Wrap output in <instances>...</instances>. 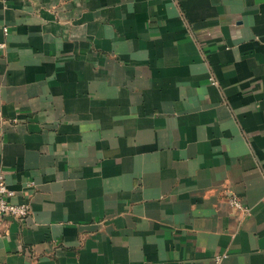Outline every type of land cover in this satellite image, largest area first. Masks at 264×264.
I'll use <instances>...</instances> for the list:
<instances>
[{
    "label": "crops",
    "instance_id": "crops-1",
    "mask_svg": "<svg viewBox=\"0 0 264 264\" xmlns=\"http://www.w3.org/2000/svg\"><path fill=\"white\" fill-rule=\"evenodd\" d=\"M0 172V264H264V0H0Z\"/></svg>",
    "mask_w": 264,
    "mask_h": 264
},
{
    "label": "built area",
    "instance_id": "built-area-1",
    "mask_svg": "<svg viewBox=\"0 0 264 264\" xmlns=\"http://www.w3.org/2000/svg\"><path fill=\"white\" fill-rule=\"evenodd\" d=\"M13 194L5 180L4 176L0 172V219L6 216L24 217L29 213V205L26 203H14L9 198ZM233 203L241 207L237 200H233Z\"/></svg>",
    "mask_w": 264,
    "mask_h": 264
}]
</instances>
